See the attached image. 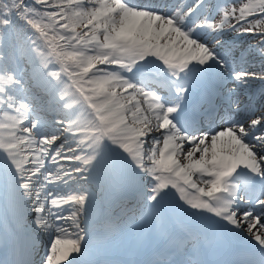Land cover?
<instances>
[{"label":"snow or ice","instance_id":"snow-or-ice-1","mask_svg":"<svg viewBox=\"0 0 264 264\" xmlns=\"http://www.w3.org/2000/svg\"><path fill=\"white\" fill-rule=\"evenodd\" d=\"M0 223V264H264V0H0Z\"/></svg>","mask_w":264,"mask_h":264},{"label":"bare ground","instance_id":"bare-ground-1","mask_svg":"<svg viewBox=\"0 0 264 264\" xmlns=\"http://www.w3.org/2000/svg\"><path fill=\"white\" fill-rule=\"evenodd\" d=\"M132 246H133V249H135V243H133ZM133 251H134V250H133ZM131 252H132V251H130V253H131Z\"/></svg>","mask_w":264,"mask_h":264}]
</instances>
